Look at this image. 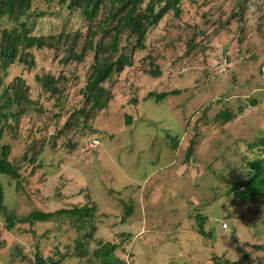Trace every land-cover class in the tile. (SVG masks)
<instances>
[{"label":"rangeland","instance_id":"rangeland-1","mask_svg":"<svg viewBox=\"0 0 264 264\" xmlns=\"http://www.w3.org/2000/svg\"><path fill=\"white\" fill-rule=\"evenodd\" d=\"M70 1L32 0L31 11L38 13L34 21L24 16L18 22L14 14L0 24L1 28L5 25L12 28L27 22L32 35L45 36L49 42L43 48H21L19 56L29 61L33 58L32 66L17 63L4 69L0 60V105L7 100L4 90L11 85V93H14L20 85L23 89L21 107L27 106L26 112L33 114V119L29 115L21 116L18 125L6 130L8 136L17 132L20 136L19 140H12L14 152L9 157L13 164H19L21 181L25 183L22 188L28 186V195L17 193L15 196L14 193L13 196L14 182L19 180L12 181L9 176L0 174L5 205L9 209L19 205L25 212L35 208L53 211L85 204V194L89 192L100 209L97 239L114 242L119 240L118 233H133L132 241H126L116 254L128 264H215L213 253L230 261L238 260L244 252L256 253L255 245L264 243V231L255 229L264 217V205L261 201L243 203L234 193L231 196L225 193L233 185L231 173L236 176L255 173L251 166L247 167V159L243 157L255 156L248 143L264 135V101L237 113L250 89L242 84L249 80L256 82L264 63V0H253L248 8H240V18L229 16L237 12L232 11L235 0H215L218 1L216 8H221V19L205 34L196 37L198 46L191 50L190 57L180 56L166 40L156 41L136 55L133 65L122 72L115 71L105 83L114 98L108 108L88 119L95 133L89 129L78 133L83 130L76 132L75 126L63 131L72 112L88 107L83 91L94 72L96 59H101L96 54H103L94 48L82 61L74 57L66 60L71 54L68 48L73 44L70 32L84 31L83 38L76 43L78 46L72 47L73 52L81 53L87 41L85 20L66 22L63 18L69 13ZM104 13L105 9L98 21ZM168 26L169 23L166 28ZM151 31L153 35V29ZM123 40L122 45L125 38ZM122 45L114 60L119 57ZM148 54L151 56L146 60ZM151 63L160 64L162 77L152 75ZM46 77L57 81L52 82L58 88L55 94H43L39 78ZM175 89L183 91L178 107L168 103L175 97L160 102L150 98L140 107L133 106L135 98L141 100L151 91ZM238 91L242 95L238 96ZM59 96L61 99L57 102ZM37 104L42 113L34 110ZM9 108L13 112L18 110L13 103ZM226 108L241 114L226 124L219 116ZM60 111L62 116L56 117ZM127 115L140 122L128 125ZM83 121L82 118L80 122ZM4 122L0 120V128L6 126ZM195 125L200 133L195 155L188 166H181L187 153V140L195 134ZM185 136L183 147L177 153L171 142L176 143ZM71 137L73 140L69 143ZM92 138L100 140L98 148H88ZM31 140L37 150L44 144L40 162L46 171L48 168L53 171L50 176L45 169L32 172L39 160L18 162L19 156L29 152L27 144ZM261 154L259 150L256 156ZM231 161L236 168H230ZM186 168L189 170L183 182L187 188L167 191L169 184H180L178 176ZM109 171L115 172L119 183H124L121 193L126 201H132L130 194L129 198L127 196L130 184L141 190L143 198L133 200L135 217L126 215L122 220L125 214L121 201L116 200V196L110 200L108 184L101 182L110 178ZM163 176L169 184H164ZM28 182L32 184L27 185ZM196 208L209 216L206 230L213 232L212 240L197 234L200 220L195 215ZM6 225V218L0 213V264H21L12 258L13 245L18 241L29 254L36 251L39 242L45 257L64 256L62 264L80 263L74 246H66L72 245L76 232L66 223L62 222L60 228L56 222L40 224L36 234L21 232L28 225L19 224L12 231ZM47 230L50 233L44 236ZM257 255L264 259L263 252Z\"/></svg>","mask_w":264,"mask_h":264},{"label":"trees","instance_id":"trees-1","mask_svg":"<svg viewBox=\"0 0 264 264\" xmlns=\"http://www.w3.org/2000/svg\"><path fill=\"white\" fill-rule=\"evenodd\" d=\"M252 1L253 0H235L232 11L237 12L231 13L229 16L240 18V8H248ZM216 3H218V1L215 0H71L68 5L69 13L63 18L66 22L81 19L85 20L87 34L84 37L87 41L83 45V51L81 53L77 54L73 52L72 47H74V44L78 46L76 43L83 38L82 33L84 31L77 30L75 33L70 32L69 38H72L73 44L68 48L71 54L66 60L74 57L78 61H82L85 55L94 48L101 51L103 54H96L99 58L101 57V59H96L97 62L93 66L94 72L90 76L83 91L87 96L86 102H88V107L83 106L72 112L63 131L69 130L75 126L76 132L83 130L78 133H84V130L88 129L95 133L88 119H92L99 111L108 108L109 102L114 98L113 93L106 87L105 83L111 79L115 71L122 72L125 67L133 65L136 55L144 52L150 44L156 41L162 42L166 40L165 42L179 53L180 56L185 55L186 58L190 57L191 50L196 49L198 46L199 41L196 40V37L202 33L205 34L207 29L211 28L218 19H221V8H216ZM31 4L32 0H0V24L5 21L7 22L8 18L14 14L18 22L24 16L34 21L38 17V13L36 10L34 12L31 11ZM104 9L106 13H104V15L102 14V19L98 21V18L101 17L99 14L102 13ZM168 23L169 26L166 28ZM227 23L229 24V21ZM173 30H177L178 32L174 34L172 33ZM164 32L165 35L162 34ZM123 38H125L124 45H122L124 41ZM0 39V60L4 64V69H9L12 65L17 63H25L28 66H32L33 58L29 61L19 56L22 50L21 48H43L49 44L45 36L32 35L27 22L22 23L21 26L16 25L12 28L9 26L6 27V25L2 28L0 27ZM121 45L122 51L119 57L114 60V56L119 52ZM150 56L151 55L148 54L146 60H149ZM225 65L228 66V64H222V66ZM151 67L153 68L151 72L154 77L159 78L163 76L164 73L159 63L154 64V66L151 63ZM258 78L256 82L249 80L242 84L247 90L250 89L248 94L244 97V103L240 105L241 107H239L237 113L242 112L244 108L247 109L248 106H251V108L259 106L260 103H262L261 100L264 101V95H261L264 94V80L261 75H259ZM39 80L41 81L43 94H55L58 91V88L52 85V82H57L53 80V77L52 81L47 77L39 78ZM11 89L12 86L10 85L4 90L3 94L6 96L7 100L4 104L0 105V120L5 121L4 124L6 125L4 128H0V174L7 175L11 179L19 180L17 181L18 183L14 182L15 187L13 189L8 184L13 190V196L14 193H16L15 196H17V193L28 195V186L24 185L25 187L22 188V184L25 183L21 181L22 175L19 164L18 166L13 164L11 157H9L11 152H14L11 144L12 140H19L20 136L18 132L12 135V137L8 136L6 130L11 128L14 124L18 125L21 121V116L25 115L24 117H27L29 115V117L33 119V114H28V112H26L29 109L27 106L21 107L20 100L23 97L22 87L18 85L14 89V93H11ZM182 92L181 89L163 92L151 91L141 100L135 98L133 106L140 107L150 98L155 99L156 102H160L168 97H175L168 100V103L170 106L178 107L180 106L179 101H181L183 97L181 96ZM240 95L242 94L238 91V96ZM60 99L61 96L57 97V102H59ZM12 103L17 106L18 110L16 112L11 111L9 108ZM34 110L42 113L39 104H37ZM60 116H62L61 111L57 113L56 117ZM219 116L227 124L236 118L238 114L226 108L220 111ZM35 117L38 116H34V118ZM82 118L84 119L83 123L80 122ZM139 122L140 120H133L132 116L127 115L128 125L135 123L133 124L135 126ZM121 127H124V124L121 125ZM193 129L195 130V134H193L188 141L189 148L186 153L187 158L193 156L200 136L196 125ZM73 137L69 139V143H71ZM261 137L262 138L256 142L248 143L250 149H257L262 152L261 156H256V159L253 161H250V159L246 157L248 162L247 167L251 166L253 170H256L255 173H251L250 171V174L248 173L245 177H241L238 182L233 181L231 189L225 194H230L234 192L235 189H240L242 187L244 188L243 191L238 192V194L240 197H243L242 199L245 202L261 201L260 203L264 205V135ZM2 140L3 144L1 143ZM92 140L93 138L90 139V141ZM100 143L99 140V145ZM27 145V150H29V152L26 151L23 153L22 157L14 155L19 156L18 162L24 164L26 161L32 163L39 160L32 168V172H36L37 170L44 172V169L46 171V167L40 162L42 161L40 155L42 154L41 151L44 148V144L42 147H39L38 150L35 149L36 144L34 140H31ZM174 149L179 153L180 149L178 144ZM242 152H244V150ZM51 165L54 166V163H51ZM232 166L236 168L235 163L231 161L230 168ZM46 172L48 176L53 173L52 170L49 171V168ZM108 175L110 178L108 180L103 179L101 182L103 184H108L107 192L109 195L111 194L110 200L112 197L114 198V196H116V200L121 201L120 205L123 207L125 214V216H122V220H124L126 215H129L130 218L131 216L135 217L137 213H135V204L133 200L139 199L140 197L143 198L141 190L138 187H134V184H130V188L127 190V196L129 198L130 194V200L132 201L128 202L122 198L125 196L121 193V189L124 188V183L118 182L119 177L115 175V172L109 171ZM235 175L236 174L231 173L230 179L233 177L235 180ZM163 178L164 184H169L165 176H163ZM29 183L30 182L26 184L29 185ZM162 187H164V185ZM92 191H95L93 186ZM167 191H173L172 184H169ZM242 193L245 195L242 196ZM85 197L87 199L85 204H76L72 207L59 208L53 211H44L41 208H35L34 210L25 212L19 205H14L9 209V207L5 205V190L0 181V213L5 216L7 221L6 226L9 231H12L20 224L21 226L28 225V227L25 226L21 229V232L36 234V227L40 224L43 225L47 222H56L57 227H59L61 223L64 222L69 228L76 229L74 237L71 239L72 245L66 244V246H74L75 256H78L79 264H128L124 259L118 258L116 254L119 249L124 248L126 241H132L133 233H118L119 240L114 242H103L101 239H97V218L100 209L95 201H93L89 192L85 194ZM197 218L200 220V224L196 228L197 232L203 237L212 240L213 232L206 230L207 217L205 218L198 215ZM259 224L260 226L255 225L257 232L264 231V217L259 220ZM49 233L50 232L47 230L43 234L45 236L49 235ZM38 243H36V251L33 254H29L27 249L23 247V244L18 241L16 245H13L12 258H15V261L18 260L21 264H26L27 262L31 264H62L64 256H62V258H57L56 256L45 257ZM255 252L254 254L252 252H244L236 261H230L224 256L213 253L212 261L215 264H264V259L257 255L258 252L264 253V243L256 244ZM58 254L61 255L60 252H58Z\"/></svg>","mask_w":264,"mask_h":264},{"label":"clouds","instance_id":"clouds-1","mask_svg":"<svg viewBox=\"0 0 264 264\" xmlns=\"http://www.w3.org/2000/svg\"><path fill=\"white\" fill-rule=\"evenodd\" d=\"M260 75H261V77H262V79L264 80V63L261 65V67H260ZM250 108H251V106H250ZM253 108V107H252ZM251 108V109H252ZM246 111H248V109H246ZM241 113H239L238 115H240ZM229 123V122H228ZM186 136H187V134H186ZM186 136L184 137V139L183 140H179V141H177L176 143H172L171 142V146L174 148L177 144H178V147H179V149H181L182 147H183V142H184V140H185V138H186ZM263 136V135H262ZM98 141V143L97 144H95L94 143V141ZM190 140V138L187 140V144L189 143L188 141ZM253 143V142H252ZM99 145V139H93L92 141H91V143H89L88 144V148L89 147H92V148H95V147H97ZM191 145V144H190ZM188 148H189V144H188ZM187 148V149H188ZM197 149V148H196ZM258 151L259 150H257V149H251V152L252 153H254V155L255 156H250V161H253L254 159H256V155L258 154ZM195 152H196V150H195ZM195 152H194V154H193V156L195 155ZM193 156H191L190 158H187V155H186V157H185V160L183 161V163H182V165L181 166H188L189 165V163H190V161L192 160V158H193ZM244 158H246L245 157V155H244V157H243V159ZM246 161V160H245ZM247 162V161H246ZM174 166H176V162H175V165ZM180 166H178V168H179ZM189 169L188 168H186V169H184L183 171H182V174L181 175H179L178 177H179V179H180V184L179 185H172V190H174V187H175V190H177V189H181V188H187V184H185L184 182H183V179H185V176H186V174H187V171H188ZM236 176V175H235ZM241 177H245V175H239V176H236V178H235V180H233L234 182H236V180L238 179V178H241ZM166 178V177H165ZM16 179H13L12 181H15ZM185 186V187H184ZM243 189L244 188H240V189H235L234 190V192H231L230 194H227V195H232L233 193L239 198V200L240 201H242L243 203H246L242 198L243 197H240L239 196V194H238V192H242L243 191ZM194 210H197V212L195 213V215H196V217L198 216V215H201V216H203V217H207V220L209 221V216L207 215V214H205L204 212H202V210H200V209H194ZM193 210V211H194ZM192 211V212H193ZM204 215H206V216H204ZM204 218V219H205ZM227 224H224L223 225V227L224 228H227ZM197 232V231H196ZM197 234L198 235H200V233H198L197 232ZM202 236V235H201Z\"/></svg>","mask_w":264,"mask_h":264},{"label":"built area","instance_id":"built-area-1","mask_svg":"<svg viewBox=\"0 0 264 264\" xmlns=\"http://www.w3.org/2000/svg\"><path fill=\"white\" fill-rule=\"evenodd\" d=\"M94 143H95V144H97V143H98V141L96 140V141H94Z\"/></svg>","mask_w":264,"mask_h":264}]
</instances>
